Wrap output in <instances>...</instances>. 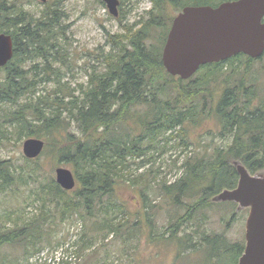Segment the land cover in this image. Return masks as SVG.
Returning <instances> with one entry per match:
<instances>
[{"label": "trees", "instance_id": "1", "mask_svg": "<svg viewBox=\"0 0 264 264\" xmlns=\"http://www.w3.org/2000/svg\"><path fill=\"white\" fill-rule=\"evenodd\" d=\"M63 1L47 0L33 10L30 0H0V31L13 43L12 58L0 67V135L9 122L19 135L43 138L44 148L68 164L76 179L71 190L52 176L43 182L40 155L19 166L0 160V194L33 183L29 197L41 203L40 213L30 218L4 214L0 246L17 244L27 258L43 247L48 216L65 222L76 215L91 220L80 236L85 243L93 231L126 233V239L138 234L175 246L178 264H237L245 239L233 240L226 232L242 210L215 196L236 187L238 163L252 175L264 173V83L250 68L261 57L238 53L200 66L185 80L168 74L161 60L175 16L167 14L169 4L178 13L187 5L227 0H150L140 28L124 25V32L109 35V49L98 53L100 65L84 68L87 81L79 84V94L61 81L62 68L69 67ZM48 81L51 89L38 92ZM206 120L216 128L191 138L190 130ZM174 138L183 156L173 158L180 174L169 180L146 165L152 150ZM125 191L141 202L132 223L127 216L118 220L130 201L121 196Z\"/></svg>", "mask_w": 264, "mask_h": 264}, {"label": "rangeland", "instance_id": "2", "mask_svg": "<svg viewBox=\"0 0 264 264\" xmlns=\"http://www.w3.org/2000/svg\"><path fill=\"white\" fill-rule=\"evenodd\" d=\"M30 9L40 10L43 2L40 0H30ZM150 0H119L118 16L109 13L108 8L102 0H65L62 11L65 24V53L69 60V67L62 68L61 81L68 83L72 88H77L75 94H79V84L87 81L85 67L99 66L98 53L107 51L110 47L109 35L124 32V25L135 24V28H140L139 19L147 18V11L151 8ZM169 15H176L177 10L169 4L166 10ZM120 17V18H119ZM245 61V58H242ZM244 62H242L243 64ZM250 68L255 73L259 81L264 83V54L260 59L254 60ZM3 72L0 70V78ZM55 80V79H54ZM53 82L48 81L46 85H41L38 92L50 90ZM264 85V84H262ZM45 86V87H44ZM71 90V88H69ZM7 132L0 135V160H11L16 166L23 165L26 158L22 152V144L25 139L19 135L17 126L13 127L9 122H4ZM209 128H216L212 120H206L199 128L190 130L191 138H199V134H204ZM38 138V137H37ZM43 139V138H41ZM204 142H211L209 136L203 137ZM44 140V139H43ZM217 140V139H216ZM45 141V140H44ZM179 138L169 141L159 151H151L152 158L149 164L154 170H159V176H166L173 180L180 171L173 165V158L176 155L183 156L182 145H179ZM185 152V151H184ZM145 160V159H144ZM141 161L137 159L136 162ZM38 164L39 179L45 182L51 176L55 179V169L58 166L71 167L63 162H57L49 147L44 148L39 156ZM135 166V165H134ZM140 168L137 172H142ZM264 175V173L262 174ZM28 187L33 188L34 184L19 185L20 190L0 194V229L4 224L2 217L8 211L20 214L22 218H30L41 211L40 201H34L29 197ZM121 196L127 198L128 211L118 214V220L128 217L132 223L136 217L135 212L141 207V202L133 197L130 191L122 192ZM242 210L231 222L227 235L233 240L245 239V220L248 208ZM20 217V218H21ZM163 215H159L162 219ZM219 217L215 214V219ZM229 217V215L227 216ZM126 219V218H125ZM160 223V220H158ZM21 225V221L19 222ZM91 220H83L79 216H73L71 220L61 222L58 219L48 216L42 227L43 247L25 258L24 248L15 244H4L0 246V264H178L175 259V246L160 241L149 242L144 235H134L131 239H126L127 234L121 237L114 233L105 236V231H93L89 233L85 241L80 239L82 232L90 228ZM13 222H7L11 226ZM24 224V223H22ZM218 230H223L219 223L213 222ZM46 233L51 235L46 236ZM193 256H191V259Z\"/></svg>", "mask_w": 264, "mask_h": 264}, {"label": "water", "instance_id": "3", "mask_svg": "<svg viewBox=\"0 0 264 264\" xmlns=\"http://www.w3.org/2000/svg\"><path fill=\"white\" fill-rule=\"evenodd\" d=\"M45 3L47 0H40ZM117 17L119 0H102ZM264 0H227L216 6L187 5L172 19L161 60L165 71L183 80L190 78L200 66L226 60L243 53L252 59L264 54ZM13 56L9 34L0 31V67ZM45 146L41 138L23 141L26 158L38 157ZM239 174L236 187L224 189L216 201H233L239 209L248 208L245 220V246L237 264H264V175L250 174L236 164ZM55 181L65 189L76 186L70 168L58 166Z\"/></svg>", "mask_w": 264, "mask_h": 264}]
</instances>
